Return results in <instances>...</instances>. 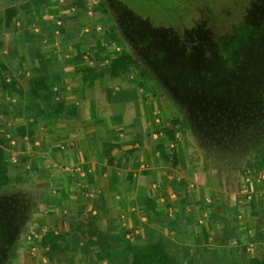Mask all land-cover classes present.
<instances>
[{"label":"crops","instance_id":"0c3cea01","mask_svg":"<svg viewBox=\"0 0 264 264\" xmlns=\"http://www.w3.org/2000/svg\"><path fill=\"white\" fill-rule=\"evenodd\" d=\"M68 3L42 0L0 30L6 79L23 89L22 95L0 90V129L5 122L26 127L23 136L11 132L9 177L11 169L13 176L18 172L33 194L28 213L34 227L62 238L61 251L50 250L43 236L34 238L36 263L113 264L126 259L120 251L128 244L151 241L162 244L171 264L261 259L264 169L246 162L236 171L228 164L231 170L215 175L216 181L197 162L186 166L178 150V165L164 159L158 146L168 154L170 141L159 118L168 114L160 98L147 97L133 71L117 77L104 72L92 86L83 84L84 67L105 68L115 55H107L106 35L96 37L97 23L80 21ZM60 14L68 17L56 32ZM41 70L53 77L52 104L62 101L74 113L37 116L28 134V122L46 106L28 91V81Z\"/></svg>","mask_w":264,"mask_h":264},{"label":"rangeland","instance_id":"374dc122","mask_svg":"<svg viewBox=\"0 0 264 264\" xmlns=\"http://www.w3.org/2000/svg\"><path fill=\"white\" fill-rule=\"evenodd\" d=\"M25 1L0 0V12L6 5L22 8ZM101 1L106 13L95 8L100 0H82L81 6L74 5L76 15L100 25L96 37L106 35L103 44L115 37L118 53L126 49L136 55L140 68L150 69L155 88L143 89L147 97L163 101L168 116L159 118L160 124L178 119L170 155L178 150L186 166L197 162L216 181L215 175L221 177L230 167L240 171L238 166L264 159V0H245L241 8L240 0ZM179 3L177 12L183 16L175 15ZM60 17L65 27L68 16ZM228 20L242 22L237 32L226 31L228 39L218 38ZM107 55L117 54L108 50ZM132 71L136 75L137 69ZM4 124L0 136L9 144L14 131L9 122ZM11 172L9 183L0 188V264H38L33 239L47 232L41 234L29 219L33 194L18 172Z\"/></svg>","mask_w":264,"mask_h":264},{"label":"trees","instance_id":"16d2710c","mask_svg":"<svg viewBox=\"0 0 264 264\" xmlns=\"http://www.w3.org/2000/svg\"><path fill=\"white\" fill-rule=\"evenodd\" d=\"M72 4L75 6H81L82 0H71ZM42 0H27L25 1L23 7L21 8L18 5H6L2 11L0 12V30L8 29L11 26V22L14 17L20 14L22 10L28 11L34 6H37L40 4ZM245 0H240L238 4L241 8V5H243ZM182 3V2H181ZM181 3L176 5V16L182 15L183 12H177V9L181 7ZM98 4V3H97ZM102 1L100 0V3L98 5H95V8L102 7V10L106 13V10L104 9L102 5ZM198 7V6H197ZM196 8V7H195ZM239 8V10H240ZM199 9V8H198ZM193 10V9H192ZM199 14V13H198ZM185 15V13H184ZM243 15V14H242ZM194 11L191 13V18H193ZM195 19H193L194 21ZM229 21V20H228ZM224 21V25H226L227 28L225 32L222 35H218L217 37H223L229 34L228 32L234 31L237 32L238 28H236L242 21L235 22L232 21ZM235 23L237 25H235ZM193 23H190L192 25ZM228 30V32H226ZM228 39V37H227ZM2 47V41L0 39V48ZM40 65L46 64V61L40 58ZM137 69L135 79L139 81V86L143 87L145 90L147 89H154L155 87L152 85V78L154 75L150 71V69H147L146 67L140 68L137 65V59L136 55L134 53L127 51L126 49L121 50L116 56H113L110 58L109 63L105 68L97 69L92 66H86L82 69V81L83 84L86 86H92L95 79L98 77H101L104 72H107L111 77H117L119 75H127L129 74L133 69ZM7 67L3 63V61L0 59V90L3 93L6 91H14L19 95H22L23 89L21 87V84L15 80V79H9L7 80L4 75L3 71H5ZM53 77L49 75L44 70H41V74L37 75L33 78H31L28 81V91L30 94V97L32 100L35 101H42L45 102L46 106H43L42 108H38V110L35 112L34 118L28 122L27 128L28 134L32 133L31 127L35 124L36 119L35 117L41 116V117H55L58 114L65 112L67 114H73L74 111H68L62 101L52 104L50 99L56 94V91L53 90L51 86V79ZM57 78L54 76V79ZM168 123V124H167ZM178 125V119L177 117L170 118L166 123L161 125V130L163 134L166 136V139L169 141H175V132H176V126ZM12 130L18 135L23 136L25 134L26 127L24 125H12ZM8 147V140L5 137L0 136V188L5 186L9 183L10 177L8 173V167L7 162L5 159V150ZM163 145L160 144L158 146V149L160 151L161 156L164 159L172 160V164L177 163V157L176 153L173 151V155H170V153H166L163 149ZM255 168L258 170L263 168L264 169V159L262 158V161L256 162ZM90 233L97 234L96 231H90ZM60 239L61 236L58 234H55L53 232H47L42 237V242L44 244L49 245V249L52 251H61L63 248L60 246ZM120 254H124L126 256V259L114 262L113 264H171V259L165 252L162 244L159 241H151L143 246H132L128 244L125 249L120 251ZM252 264H264V254L261 259H254Z\"/></svg>","mask_w":264,"mask_h":264},{"label":"built area","instance_id":"2783aa9c","mask_svg":"<svg viewBox=\"0 0 264 264\" xmlns=\"http://www.w3.org/2000/svg\"><path fill=\"white\" fill-rule=\"evenodd\" d=\"M60 2H63V0H59V3H60ZM87 4H89V3H87ZM87 4H86V5H87ZM87 7H88V12H90V11H91V6H87ZM69 10H70V12H74V11H75V6H74V5H71L70 8H69ZM61 24H63V19H62L61 17L55 19L56 32H59L60 29L63 27V25L61 26ZM100 29H101L100 25H95V27H94V31L99 32ZM85 31H88V30H87V29H84V32H85ZM111 40H112V42L110 43V45H107V44H104V45H106V47L109 46L111 52L117 54L118 51H119V45H118V42H117L115 39H111ZM106 42H107V41H106ZM103 43H104V42H103ZM154 134H155V135H159V134H161V133L155 131Z\"/></svg>","mask_w":264,"mask_h":264},{"label":"water","instance_id":"95a60500","mask_svg":"<svg viewBox=\"0 0 264 264\" xmlns=\"http://www.w3.org/2000/svg\"><path fill=\"white\" fill-rule=\"evenodd\" d=\"M160 1H165V0H160Z\"/></svg>","mask_w":264,"mask_h":264},{"label":"flooded vegetation","instance_id":"af4514ba","mask_svg":"<svg viewBox=\"0 0 264 264\" xmlns=\"http://www.w3.org/2000/svg\"><path fill=\"white\" fill-rule=\"evenodd\" d=\"M171 48V47H170Z\"/></svg>","mask_w":264,"mask_h":264}]
</instances>
